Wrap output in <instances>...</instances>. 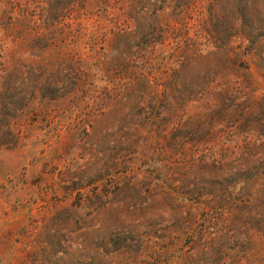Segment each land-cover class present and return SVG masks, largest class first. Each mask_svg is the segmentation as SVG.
I'll return each mask as SVG.
<instances>
[{
  "label": "rangeland",
  "instance_id": "1",
  "mask_svg": "<svg viewBox=\"0 0 264 264\" xmlns=\"http://www.w3.org/2000/svg\"><path fill=\"white\" fill-rule=\"evenodd\" d=\"M215 260L264 264V0H0V264Z\"/></svg>",
  "mask_w": 264,
  "mask_h": 264
},
{
  "label": "trees",
  "instance_id": "2",
  "mask_svg": "<svg viewBox=\"0 0 264 264\" xmlns=\"http://www.w3.org/2000/svg\"><path fill=\"white\" fill-rule=\"evenodd\" d=\"M244 225V224H243ZM224 242L227 240L226 238H223ZM211 251H213V253L215 255H220L222 253V247L221 244H218L216 247H213V249H211ZM205 264H220V260H215V261H210V262H206Z\"/></svg>",
  "mask_w": 264,
  "mask_h": 264
}]
</instances>
